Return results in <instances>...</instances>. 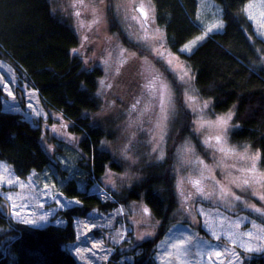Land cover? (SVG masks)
Listing matches in <instances>:
<instances>
[{
  "label": "rangeland",
  "instance_id": "374dc122",
  "mask_svg": "<svg viewBox=\"0 0 264 264\" xmlns=\"http://www.w3.org/2000/svg\"><path fill=\"white\" fill-rule=\"evenodd\" d=\"M49 2L51 11L58 14L79 38L74 53L82 54L84 49L89 51L82 60L84 67L98 64L102 68V75L97 79V93L104 106L95 115L96 120L112 133L102 140L101 146L116 158L120 169L107 166L99 183L91 177L81 181L80 171H74L73 162L64 163L56 157L58 163L67 167V176L63 175L61 182L59 178L54 180L52 169H58L56 165L41 172L32 170L19 177L0 160V195L10 216L21 222L33 220L35 223L30 224L33 226H43L48 222L64 224L58 211L67 210L76 204L75 201H80L66 196L60 185L74 175L80 177L77 180L80 186L82 182L86 183L88 191L96 192L103 200L114 199L107 189L122 197L125 189L141 179L144 164L165 156L166 148L174 142L173 138L180 135L177 134L181 131L178 122L192 116L191 131L203 143L204 151L221 157V161L212 158L213 165L205 161L188 137L182 138L174 147L177 193L172 215L174 223L157 244V261L159 264H241V258L237 260V256L239 251H246L242 245L259 247L263 251L264 224L261 221H264V199L261 197H264V169L258 166L254 173L246 172L252 166L244 165H255L256 161L245 153L247 151H239L230 144L231 114H213L208 109V101L197 95L190 66L168 47L163 28L153 18V2ZM134 5H139L152 16L147 18L148 25L141 20V9L133 10L129 16ZM197 5L201 31L186 43L187 49L186 44L181 47L184 52H190L198 45L202 40L197 38H205L213 25L222 24L221 8L213 0H197ZM244 10L252 26L264 38V0H250ZM124 17L135 20L134 28L127 25ZM216 29L220 27L213 28ZM129 43L138 48V59L130 51ZM129 56L133 59L127 60L120 72V65ZM136 79L140 86H133ZM27 80L24 74L0 57V84L4 85L2 90L6 94L4 109L33 122L39 120L44 123L50 119L48 126L45 123L42 126L44 140L49 134H57L64 142H70L64 133L57 130L61 121L54 113L53 118L48 117L47 107ZM140 87H144V91ZM80 155L75 147L72 156ZM222 161H231L230 166L236 173L232 175L222 168L221 176L225 180L215 172V165ZM8 180L15 183L9 184ZM245 180L249 183L245 184ZM231 186L242 187L246 196L239 195ZM57 198L64 207L57 204ZM17 211L20 217L15 215ZM40 216L48 218L39 220ZM72 222L77 234L75 241L68 246L81 264H110L111 255L118 250L124 252L118 259L119 263L132 260L129 251L138 252L135 245L152 237L158 227L156 218L142 200L119 203L107 213L93 209L84 217L75 216ZM93 244L100 247L93 248ZM217 252L221 253L219 257L215 255Z\"/></svg>",
  "mask_w": 264,
  "mask_h": 264
},
{
  "label": "trees",
  "instance_id": "16d2710c",
  "mask_svg": "<svg viewBox=\"0 0 264 264\" xmlns=\"http://www.w3.org/2000/svg\"><path fill=\"white\" fill-rule=\"evenodd\" d=\"M151 1L155 21L163 28L168 47L192 70L197 95L208 101V109L213 114H231L230 144L239 151H247L245 153L256 161L255 165H244L252 166L246 172L254 173L258 166L264 169V38L243 11L250 0H213L221 8L223 27L209 32L190 52L182 51L181 47L201 31L197 0ZM78 42L73 29L51 11L49 0H0V56L39 91L50 112L61 121L58 132L64 133L70 141L64 142L57 134H49L44 140L42 126L44 123L48 126L50 119L44 123L33 122L19 113L5 110L6 95L0 88V160L9 164L16 176L24 177L32 170L41 172L55 165L67 176L66 165L58 163L57 158L64 163L73 162L74 171H80L81 181L91 177L99 183L107 166L120 169L116 158L101 146L102 140L112 133L95 115L104 106L97 93V79L102 69L100 65L81 68L79 58L71 53ZM129 45L138 59V48ZM128 58H124L120 72L133 56ZM134 84L140 86L138 79ZM140 89L144 91V87ZM192 118L184 117L178 122L181 131L177 134L180 135L173 138L165 156L144 164L141 179L125 189L122 197L107 189L114 199L103 200L89 192L86 183L80 186L77 181L80 177L70 176L61 191L81 204L58 212L66 221L63 226L50 222L33 226L17 221L10 216L0 195V264H77L64 249V244L74 240L73 217L84 216L94 208L106 212L119 203L139 200L156 218L157 230L152 237L135 245L138 252L129 251L132 260L119 263L124 252L118 250L111 255L110 264H159L155 256L157 244L174 223L172 215L177 195L174 147L188 137L205 161L212 165V158L221 161V157L204 151L203 143L190 129ZM75 147L81 155L74 158ZM230 163L222 161L215 165L219 178L225 180L221 176L222 168L236 174ZM58 178L61 182L64 179L63 176ZM231 188L246 196L242 187ZM238 255L241 264H264V250H242Z\"/></svg>",
  "mask_w": 264,
  "mask_h": 264
},
{
  "label": "bare ground",
  "instance_id": "6f19581e",
  "mask_svg": "<svg viewBox=\"0 0 264 264\" xmlns=\"http://www.w3.org/2000/svg\"><path fill=\"white\" fill-rule=\"evenodd\" d=\"M246 7V6H245ZM244 9V8H243ZM244 13H245V10H244ZM246 14V13H245ZM68 25V24H67ZM70 27V26H69ZM71 28V27H70ZM72 29V28H71ZM77 45H78V43H77ZM77 47V46H76ZM76 47L74 48V49H72L71 50V53H72V55H76L78 58H79V60H80V62H81V68H83V69H85V67H84V64H83V58L84 57H86V53L88 54V50H87V52L85 51L86 49H84L83 51V53L82 54H78V53H74V51L76 50ZM2 56V55H1ZM0 56V57H1ZM3 57V56H2ZM3 58H5V57H3ZM6 59V58H5ZM7 60V59H6ZM8 61V60H7ZM9 62V61H8ZM10 63V62H9ZM11 64V63H10ZM12 65V64H11ZM96 65H98V64H96ZM13 66V65H12ZM90 66V67H89ZM89 69H92V67L93 66H95V65H93V66H91V64H89ZM122 66V64L120 65V67ZM14 67V66H13ZM88 67H86V68H88ZM119 67V68H120ZM102 69V68H101ZM15 70H16V68H15ZM103 72V71H102ZM102 72H101V74L100 75H102ZM137 73H138V71H136ZM21 73V72H20ZM32 89H34V90H36V92H37V94L40 96V99H41V101L45 104V106L47 107V105H46V103L43 101V99H42V96L40 95V93H39V91L37 90V89H35L34 87H32V86H30ZM97 87H98V81H97ZM6 95V94H5ZM6 99V98H5ZM4 99V100H5ZM4 103V102H3ZM4 107V106H3ZM47 109H48V111H49V113H48V115H51V116H55L54 114H52V112H50V110L51 109H49V107H47ZM29 120V119H28ZM29 121H31V120H29ZM9 165V164H8ZM10 166V165H9ZM53 170V174H54V180H57V178H58V176H63L64 174L63 173H61L60 172V170L59 169H56L55 170V168L54 169H52ZM60 186H62V185H60ZM61 190V189H60ZM88 190V189H87ZM62 192V191H61ZM89 192H92V193H95L96 195H98L96 192H94V191H89ZM99 196V195H98ZM110 196V195H109ZM100 197V196H99ZM112 200V199H111ZM80 203V202H79ZM81 204V203H80ZM80 204H75V205H73V206H76V205H80ZM117 206V205H116ZM115 206V207H116ZM72 207V206H71ZM94 209H96V208H94ZM113 209V208H112ZM111 209V210H112ZM91 210H93V209H91ZM91 210H89L88 212H87V214L91 211ZM96 210H98V209H96ZM111 210H109V211H111ZM98 211H100V210H98ZM109 211H106V212H104V211H100V212H103V213H107V212H109ZM59 212V211H58ZM86 214V215H87ZM86 215H84V216H86ZM76 216H78V215H76ZM84 216H80V217H84ZM75 217V216H74ZM73 217V218H74ZM60 219H62L61 217H60ZM63 220V222H64V224L63 223H61L60 224V226H63V225H65V223H66V221H65V219L63 218L62 219ZM73 220V219H72ZM50 223H52V222H50ZM54 224V223H53ZM56 225H58V224H56ZM72 227H73V222H72ZM73 231H74V240L73 241H70V242H67L66 244H64V249L67 251V252H69L72 256H73V258L75 259V261H76V263L77 264H81V262L78 260V258L75 256V254L72 252V250L69 248V246H68V244H71V243H73L74 241H75V237H76V230H74V227H73Z\"/></svg>",
  "mask_w": 264,
  "mask_h": 264
},
{
  "label": "snow or ice",
  "instance_id": "6c2138e0",
  "mask_svg": "<svg viewBox=\"0 0 264 264\" xmlns=\"http://www.w3.org/2000/svg\"><path fill=\"white\" fill-rule=\"evenodd\" d=\"M141 10L143 11L142 8H141ZM217 27H223V25H222V24H221V25H213L212 28H209L208 31H209V32H212L213 28H217ZM197 39H198V40H203L204 37H198ZM187 48H188V45L186 44V45H185V49H187ZM3 87H4V85H3V84H0V88H3ZM8 95L11 96V95H12V92L9 91ZM7 183L12 184V183H15V181L8 180ZM244 183H245V184H248L249 181H248V180H245ZM261 198L264 199V197H261ZM8 199L11 200L12 197H8ZM236 199H239V197H236ZM56 202H57V204L60 205V207H64V205L60 203L59 198H57V201H56ZM74 203H76V204H80V203H77L76 201H75ZM40 207H43V205H40ZM145 211H147V209H145ZM257 211H259V209H257ZM15 215H16L17 217H20V212L17 211V212L15 213ZM47 218H48L47 216H40V217H38L39 220H46ZM23 222H24L25 224H34V223H35V221H33V220H28V219H24ZM247 235H248L249 237L252 236L251 233H247ZM242 246L245 247L246 251H248V252L261 251V250H262V249L259 248V247H257V248H253V247H250V246H247V245H242ZM92 247H93V248H97V247H100V245L93 244ZM215 255H216L217 257H219V256L221 255V253H220V252H217ZM237 260H239V256H237Z\"/></svg>",
  "mask_w": 264,
  "mask_h": 264
},
{
  "label": "flooded vegetation",
  "instance_id": "af4514ba",
  "mask_svg": "<svg viewBox=\"0 0 264 264\" xmlns=\"http://www.w3.org/2000/svg\"><path fill=\"white\" fill-rule=\"evenodd\" d=\"M140 5V4H139ZM139 5H134V6H132V9H131V13H128L129 14V16H131V14H132V12H133V10L134 11H137L138 9H141V7L139 6ZM144 10V9H143ZM142 11V10H141ZM141 11H140V13H141ZM145 11V12H144ZM143 12H144V16H142V14H141V20H143L144 21V23L146 24V25H148L149 24V19H147V18H150V17H152L146 10H144ZM153 18H155V17H153ZM124 19H125V21L127 22V25L128 26H130V28H134V26H135V24H137L136 22H135V20L134 19H131V20H127L125 17H124ZM151 22V21H150ZM134 25V26H133Z\"/></svg>",
  "mask_w": 264,
  "mask_h": 264
},
{
  "label": "water",
  "instance_id": "95a60500",
  "mask_svg": "<svg viewBox=\"0 0 264 264\" xmlns=\"http://www.w3.org/2000/svg\"><path fill=\"white\" fill-rule=\"evenodd\" d=\"M138 10H139V9H138ZM141 14H142V16H144V15H145L143 11H141Z\"/></svg>",
  "mask_w": 264,
  "mask_h": 264
}]
</instances>
